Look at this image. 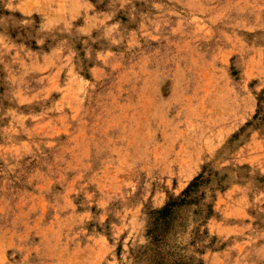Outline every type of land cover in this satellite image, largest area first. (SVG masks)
<instances>
[{
	"label": "rangeland",
	"instance_id": "rangeland-1",
	"mask_svg": "<svg viewBox=\"0 0 264 264\" xmlns=\"http://www.w3.org/2000/svg\"><path fill=\"white\" fill-rule=\"evenodd\" d=\"M157 253L264 264V0H0V264Z\"/></svg>",
	"mask_w": 264,
	"mask_h": 264
},
{
	"label": "trees",
	"instance_id": "trees-1",
	"mask_svg": "<svg viewBox=\"0 0 264 264\" xmlns=\"http://www.w3.org/2000/svg\"><path fill=\"white\" fill-rule=\"evenodd\" d=\"M193 187V186H191ZM186 192H189V190H186ZM156 258L157 259H154L153 262L154 264H185V263H182L181 261L178 262V261H167L165 260V257H163V255H161V253H157V255L155 254Z\"/></svg>",
	"mask_w": 264,
	"mask_h": 264
}]
</instances>
